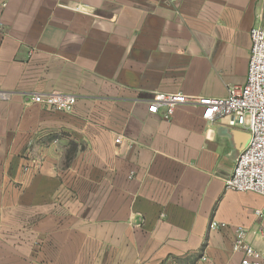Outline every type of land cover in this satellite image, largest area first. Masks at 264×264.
Returning <instances> with one entry per match:
<instances>
[{
  "label": "crops",
  "instance_id": "crops-1",
  "mask_svg": "<svg viewBox=\"0 0 264 264\" xmlns=\"http://www.w3.org/2000/svg\"><path fill=\"white\" fill-rule=\"evenodd\" d=\"M0 22V264H241L236 227L264 250V196L225 185L249 132L147 106L245 86L264 0H0Z\"/></svg>",
  "mask_w": 264,
  "mask_h": 264
},
{
  "label": "built area",
  "instance_id": "built-area-1",
  "mask_svg": "<svg viewBox=\"0 0 264 264\" xmlns=\"http://www.w3.org/2000/svg\"><path fill=\"white\" fill-rule=\"evenodd\" d=\"M2 27L0 22V29ZM250 36L252 51L245 86L230 87L225 98L156 93L147 101V106L150 114L161 115L165 120H170L181 106H199L207 122L226 120L229 127L246 129L250 142L239 155L232 175L226 180V189L264 196V26L253 28ZM7 97V93L0 91V100ZM33 102L52 111L70 112L77 103V97L60 93L36 94ZM133 177L134 173H131L130 179ZM255 214L263 216L261 211ZM219 226L217 222H212L211 228L216 230ZM248 236L247 229L235 228L233 249L242 253L241 264H264V250L254 247L248 241Z\"/></svg>",
  "mask_w": 264,
  "mask_h": 264
}]
</instances>
